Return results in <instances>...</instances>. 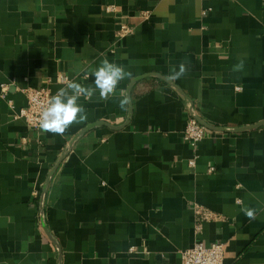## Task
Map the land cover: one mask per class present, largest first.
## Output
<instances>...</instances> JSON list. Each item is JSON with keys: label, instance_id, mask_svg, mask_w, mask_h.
Segmentation results:
<instances>
[{"label": "crops", "instance_id": "obj_1", "mask_svg": "<svg viewBox=\"0 0 264 264\" xmlns=\"http://www.w3.org/2000/svg\"><path fill=\"white\" fill-rule=\"evenodd\" d=\"M103 59L132 75L107 100L82 97L85 122L57 135L14 118L24 89L94 87ZM4 84L0 264H181L198 241L223 243L226 264H264V125L251 128L264 123V0H0ZM194 116L243 130H208L190 169ZM196 208L211 215L199 232Z\"/></svg>", "mask_w": 264, "mask_h": 264}, {"label": "clouds", "instance_id": "obj_2", "mask_svg": "<svg viewBox=\"0 0 264 264\" xmlns=\"http://www.w3.org/2000/svg\"><path fill=\"white\" fill-rule=\"evenodd\" d=\"M186 72L187 67L184 63H181L178 69L177 66H171L169 78L180 79ZM92 75L94 87L72 80L49 99L48 106L41 113L40 128L43 132L63 135L73 124L85 122L88 114L86 108L80 103L81 98L91 101L94 93L99 91V98L107 100L115 93L120 82L130 78L132 74L122 65L103 59ZM128 103L127 97L119 99L121 109H124ZM242 211L250 220L256 218L255 209L244 208Z\"/></svg>", "mask_w": 264, "mask_h": 264}, {"label": "built area", "instance_id": "obj_3", "mask_svg": "<svg viewBox=\"0 0 264 264\" xmlns=\"http://www.w3.org/2000/svg\"><path fill=\"white\" fill-rule=\"evenodd\" d=\"M106 13H115V8L108 6L105 8ZM210 11V10H209ZM208 11L202 13L205 16ZM144 17V16H143ZM132 34V29L129 27H123L118 33L119 37ZM60 83L66 84L67 79L65 77H59ZM239 90V88H238ZM0 97L3 100H7L8 85H1ZM23 94L25 96L26 105L20 109L14 116L15 119H23L27 128L34 133L43 132L40 128L41 113L48 106V101L52 97L50 90L47 87L41 88H27L24 89ZM10 109H14L12 101H8ZM209 131L203 127L194 117H190L186 123V127L183 132V140L190 146L194 152L193 158L188 161L187 165L190 169H193L197 163L196 150L201 142H203ZM213 168L208 169L207 173H212ZM197 232L200 231L201 223L209 220L211 215L196 208ZM181 264H226L224 260V244L221 242H213L210 245H206L201 241L196 242L189 250H185L180 253Z\"/></svg>", "mask_w": 264, "mask_h": 264}, {"label": "water", "instance_id": "obj_4", "mask_svg": "<svg viewBox=\"0 0 264 264\" xmlns=\"http://www.w3.org/2000/svg\"><path fill=\"white\" fill-rule=\"evenodd\" d=\"M194 118L203 126L205 127L207 130L209 131H215V132H241L243 129H236V130H232V131H228V130H225V129H217V128H213V127H210L208 126L205 122H203L201 119H199L198 117L194 116ZM261 125H264V123L260 124V125H256L254 127H251V128H258L260 127ZM96 126H100V123L99 124H96V125H91L89 127H86V129H84L81 133H85L87 132L89 129L93 128V127H96ZM112 128V127H111ZM123 128V127H121ZM51 178V177H50ZM49 182V180H48ZM48 182L46 183V185L44 186L43 190H42V194H41V200H43L44 196H45V192H46V189H47V186H48Z\"/></svg>", "mask_w": 264, "mask_h": 264}]
</instances>
